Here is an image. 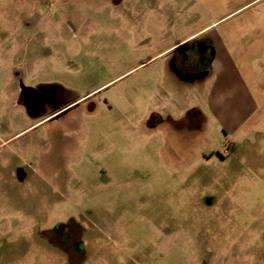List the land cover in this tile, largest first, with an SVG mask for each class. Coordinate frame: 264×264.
<instances>
[{
	"label": "rangeland",
	"instance_id": "374dc122",
	"mask_svg": "<svg viewBox=\"0 0 264 264\" xmlns=\"http://www.w3.org/2000/svg\"><path fill=\"white\" fill-rule=\"evenodd\" d=\"M196 34L250 96L224 127L167 121L207 108ZM21 85L74 105L33 119ZM0 264H264V0H0Z\"/></svg>",
	"mask_w": 264,
	"mask_h": 264
},
{
	"label": "crops",
	"instance_id": "0c3cea01",
	"mask_svg": "<svg viewBox=\"0 0 264 264\" xmlns=\"http://www.w3.org/2000/svg\"><path fill=\"white\" fill-rule=\"evenodd\" d=\"M199 37L200 36H197V34L191 35L188 38H185L178 45L183 46L191 41L198 39ZM212 41H213L212 43L214 46V58L211 63L210 69L206 73H201L196 76H187V75H183L182 73H180L175 66V70L177 72L175 74H177L181 78H185V79H193V78L205 79L206 78L207 81H209V84H211V87H212V92L210 93V95L206 96L207 108L202 110L200 106L196 104L191 106V104L190 105L188 104L189 99H187V105L180 110L179 116L178 117L169 116L168 120L178 122L181 119H183L187 115L188 112L196 109L201 114V115H198L199 120H200L199 121L200 128H202L203 123L208 124L212 122V120L218 121L221 127H224L227 125V124H224V121L226 120V118L233 119V116L231 115V110L228 107V105L231 100L232 102L235 101L236 99L235 97L237 96L238 93L244 97L240 101V103L243 105L244 108H246L247 106L246 101L248 100L250 96H248L247 92H245L246 89H245L244 83L237 81V78H235V74L232 73V63H230L231 61L229 57L230 56L229 50L226 48L225 45L223 46L221 42L220 43L222 45L220 43L217 44V42H215L214 40ZM163 74H164V77H166L165 76L166 73H163ZM203 89H205V87H202L201 90ZM17 98H18V92L12 93L11 99H15L16 105H18Z\"/></svg>",
	"mask_w": 264,
	"mask_h": 264
},
{
	"label": "flooded vegetation",
	"instance_id": "af4514ba",
	"mask_svg": "<svg viewBox=\"0 0 264 264\" xmlns=\"http://www.w3.org/2000/svg\"><path fill=\"white\" fill-rule=\"evenodd\" d=\"M191 57H193L194 63L199 65V55L197 54H191ZM175 63V58H174ZM176 66V63H175ZM177 68V67H176ZM61 93L59 90H57L55 87H52L51 85H41L36 88L28 87L27 85H21L18 91V98L17 102L21 107L24 108L26 113L33 119H49L53 118L54 120H58L62 118L64 115L69 113L71 111L73 104L69 105H61ZM53 107L54 112L50 116H46L47 114V108ZM157 116H152L148 120V126L149 127H155L156 126V120ZM168 123L172 127H177V125L188 127V125H192L196 122L198 124V127L200 125V120L197 115L190 116L188 119L187 116H185L183 119H181L178 122L167 120ZM199 122V123H198ZM59 228V225L55 227L57 230ZM83 245H79V249H83Z\"/></svg>",
	"mask_w": 264,
	"mask_h": 264
},
{
	"label": "trees",
	"instance_id": "16d2710c",
	"mask_svg": "<svg viewBox=\"0 0 264 264\" xmlns=\"http://www.w3.org/2000/svg\"><path fill=\"white\" fill-rule=\"evenodd\" d=\"M197 40V39H196ZM196 40L191 41L183 46H180L175 54V63L178 71L183 75L196 76L201 73H206L211 66L214 58V46L210 40H203L201 43H196ZM191 54L199 55V65L194 63ZM194 116L201 115L196 109L188 112Z\"/></svg>",
	"mask_w": 264,
	"mask_h": 264
}]
</instances>
